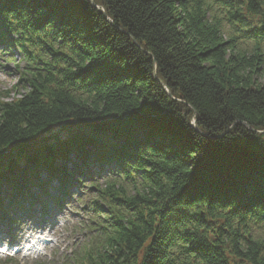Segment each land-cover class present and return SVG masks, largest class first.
I'll return each mask as SVG.
<instances>
[{
    "label": "trees",
    "instance_id": "trees-1",
    "mask_svg": "<svg viewBox=\"0 0 264 264\" xmlns=\"http://www.w3.org/2000/svg\"><path fill=\"white\" fill-rule=\"evenodd\" d=\"M0 47L1 220L89 186L65 264H264V0H0Z\"/></svg>",
    "mask_w": 264,
    "mask_h": 264
},
{
    "label": "rangeland",
    "instance_id": "rangeland-1",
    "mask_svg": "<svg viewBox=\"0 0 264 264\" xmlns=\"http://www.w3.org/2000/svg\"><path fill=\"white\" fill-rule=\"evenodd\" d=\"M236 45L244 53L251 52L252 44L248 41L244 42L243 39H239ZM20 60L19 52H8V50L0 48V97H4L5 101H11L25 94V90L22 88L13 89L18 83L19 76L16 64H25ZM256 80L259 84H264V66ZM102 183L100 182V184ZM33 193H35L34 190L31 191V194ZM6 194H8V187L3 186L0 197L4 199ZM95 199L94 188L78 187L72 191L70 197L63 204L48 203L44 208L46 215L34 213L36 215L25 216L19 220V224L7 220L2 227L0 226V229L4 230H0V246L7 248L9 243L20 245L23 243L26 233L32 231L36 237L46 238L47 246L35 251V254L31 253L29 258L23 257L26 253L17 255L15 257L17 263H67L71 254L95 235L92 229L95 224L93 220L97 215L96 207L93 204ZM103 209L106 208L103 206Z\"/></svg>",
    "mask_w": 264,
    "mask_h": 264
},
{
    "label": "bare ground",
    "instance_id": "bare-ground-1",
    "mask_svg": "<svg viewBox=\"0 0 264 264\" xmlns=\"http://www.w3.org/2000/svg\"><path fill=\"white\" fill-rule=\"evenodd\" d=\"M263 133H264V132H263ZM43 241H44L43 239L40 240V238H38L37 241L29 243V245L26 246V249H27L28 251H29V250H37L38 247L44 245V242H43Z\"/></svg>",
    "mask_w": 264,
    "mask_h": 264
},
{
    "label": "water",
    "instance_id": "water-1",
    "mask_svg": "<svg viewBox=\"0 0 264 264\" xmlns=\"http://www.w3.org/2000/svg\"><path fill=\"white\" fill-rule=\"evenodd\" d=\"M261 134H263V132H261Z\"/></svg>",
    "mask_w": 264,
    "mask_h": 264
}]
</instances>
